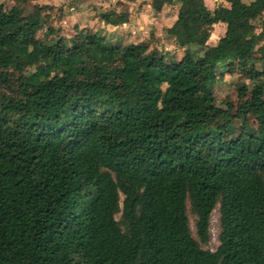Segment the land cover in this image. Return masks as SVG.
I'll use <instances>...</instances> for the list:
<instances>
[{
  "label": "trees",
  "instance_id": "1",
  "mask_svg": "<svg viewBox=\"0 0 264 264\" xmlns=\"http://www.w3.org/2000/svg\"><path fill=\"white\" fill-rule=\"evenodd\" d=\"M171 1L179 58L0 2V264H264V0L151 6ZM223 65L251 81L236 104L216 101Z\"/></svg>",
  "mask_w": 264,
  "mask_h": 264
},
{
  "label": "rangeland",
  "instance_id": "2",
  "mask_svg": "<svg viewBox=\"0 0 264 264\" xmlns=\"http://www.w3.org/2000/svg\"><path fill=\"white\" fill-rule=\"evenodd\" d=\"M87 1L89 2V10L88 13H85L82 8L84 6L83 3ZM243 1L249 3L252 0ZM0 2H4L7 5L13 4L12 0H0ZM145 2L147 3V1ZM220 2V0H205V3L211 10L218 6ZM102 3H105L107 7H105V5H103ZM177 6L178 4L173 3V1H171L170 3L168 2L167 6L163 8L162 14H160L159 16V18H161L159 23L158 20L153 18L152 20H150V23H145L146 30H143V27H140L141 29L136 31L127 24L113 29V25L107 24L100 17L101 11L105 10L104 8H114L117 10H125L126 8L128 9L129 5L122 0H67L65 7L62 6L61 8H56L53 11V14L55 12L59 13L55 18L50 17L45 20V25H52L53 28L60 29V32L62 34H72L81 29L79 27V24H81L90 31H96L102 35H105L109 41L117 44H127L130 42L149 40L154 44V46L156 45L158 48H162L163 50L170 52V54L175 56L176 58H179L183 54V49L175 44V42L171 39L170 34L168 33V29L173 26L172 23L177 15ZM66 17L69 18L68 22L66 23L67 27H64L65 25L62 26L60 22L66 19ZM168 25L171 26L167 27ZM255 25L257 27V32H260L264 28V16L262 18L256 19ZM144 31L146 32V34L144 33ZM225 31L226 24L218 23L213 25V31L208 44H216L221 39V37L224 36ZM44 32L45 31L43 29L39 33V37L46 38V34ZM261 44H264V41L261 42ZM255 64L259 69H262L263 64L261 61H256ZM227 68L228 67L224 65L222 67H219V71H224L225 73L217 78L214 86L216 101L219 105L222 106L225 105V101H230L236 104L238 101L237 85L243 82H251L244 74L239 73L237 70L229 72ZM188 216L190 219V225L193 231V235L197 238L195 227L196 217L191 212L190 205H188ZM219 216V205H217L215 210L213 211L211 218V240L208 246H204L205 248L216 250L219 246ZM117 217L119 218L120 214Z\"/></svg>",
  "mask_w": 264,
  "mask_h": 264
},
{
  "label": "crops",
  "instance_id": "3",
  "mask_svg": "<svg viewBox=\"0 0 264 264\" xmlns=\"http://www.w3.org/2000/svg\"><path fill=\"white\" fill-rule=\"evenodd\" d=\"M110 1V0H109ZM113 1V0H111ZM124 2H126L129 7L128 9L126 8L125 10L129 11L130 12V18H129V21L125 24H127L128 26H130L131 28L135 29L136 31L137 30H140L142 27V29L144 30L145 29V23H150L153 18H155L156 20H158V23L160 21L161 18H159L160 14H162L163 12V9L156 13L152 6H151V0H122ZM147 1V3L145 2ZM66 2L67 0H41V3L43 5H50V6H53L55 7V9L57 8H61L62 6L65 7L66 5ZM88 1L87 2H84V6H83V11L85 13H88ZM170 3V2H169ZM82 4V3H81ZM87 4V5H86ZM103 5H105V7H107V5L105 3H102ZM168 2L166 3L165 6H167ZM93 5V4H92ZM109 5V4H108ZM110 6V5H109ZM164 6V7H165ZM54 9V10H55ZM102 9V8H101ZM106 10V8H104ZM177 9H178V6H177ZM53 10V11H54ZM53 11L51 12H48V13H52V18H55L56 15H57V12H55L53 14ZM83 12V13H84ZM178 12V11H177ZM163 17V16H162ZM68 18L69 17H66V19L62 20L60 23L62 24V26L64 27H67L66 26V23L68 22ZM83 18V17H82ZM177 18V15L176 17L174 18V21L172 24H174L175 20ZM125 24L123 25H118V26H112L113 29L119 27V26H124ZM171 24V25H172ZM143 25V26H142ZM171 25H168L167 27H170ZM79 27L80 28H83L85 26L79 24ZM141 27V28H140ZM146 30V29H145ZM136 33V32H135ZM138 33V32H137ZM144 33L146 34V32L144 31ZM139 34H140V31H139Z\"/></svg>",
  "mask_w": 264,
  "mask_h": 264
},
{
  "label": "water",
  "instance_id": "4",
  "mask_svg": "<svg viewBox=\"0 0 264 264\" xmlns=\"http://www.w3.org/2000/svg\"><path fill=\"white\" fill-rule=\"evenodd\" d=\"M215 25V24H214ZM219 44V41L215 44V45H218Z\"/></svg>",
  "mask_w": 264,
  "mask_h": 264
}]
</instances>
